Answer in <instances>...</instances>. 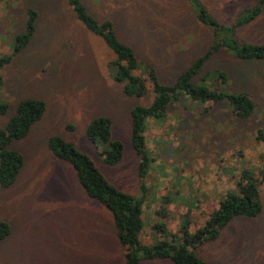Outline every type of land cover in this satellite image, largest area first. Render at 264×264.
Listing matches in <instances>:
<instances>
[{"label":"rangeland","instance_id":"1","mask_svg":"<svg viewBox=\"0 0 264 264\" xmlns=\"http://www.w3.org/2000/svg\"><path fill=\"white\" fill-rule=\"evenodd\" d=\"M257 1L80 0L95 20L111 22L118 39L134 50L140 64L133 75L144 81L146 93L130 97L114 80V53L84 27L68 0H0V58L12 53L27 10L38 13L30 43L0 70V104L8 105L0 128L21 100L46 105L29 135L11 145L24 165L15 184L0 187V223L10 227L0 244V264H125L110 212L86 195L72 166L50 152L52 136L86 154L118 190L142 200L139 240L147 247L182 243L185 227L191 233L202 227L225 194L236 191L243 176L252 177L261 213L235 218L196 254L207 264H264V143L256 139L258 131L264 133V60H240L223 49L193 79L222 92L247 93L255 104L250 118L235 117L226 101L201 105L182 94L162 118L146 122L149 162L142 178L130 143L131 109L154 98L149 69L172 85L214 43L211 29L197 20L196 2L220 25L230 26ZM228 35L239 49L264 45V10ZM98 117L111 120L112 136L123 144L116 166L102 162L104 145L87 139V127Z\"/></svg>","mask_w":264,"mask_h":264},{"label":"trees","instance_id":"2","mask_svg":"<svg viewBox=\"0 0 264 264\" xmlns=\"http://www.w3.org/2000/svg\"><path fill=\"white\" fill-rule=\"evenodd\" d=\"M68 3L84 27L100 37L114 53L116 57L114 64L118 66L114 80L123 84V93L130 97L143 96L146 93L144 81L133 75L140 64L134 50L118 39L111 22L95 20L80 0H68ZM196 5L197 20L211 29L214 43L187 70L182 72L172 85L162 84L154 69H149L147 76L152 85L154 98L150 105L136 106L130 111V143L135 155L140 159L138 168L140 178L145 174L146 165L149 162L146 154V122L151 118H162L167 106L177 101L182 94L189 97L192 102L201 105L226 101L231 114L242 120L250 118L255 109V104L247 93L222 92L195 84L193 79L211 57L223 49H227L240 60H264L263 44L246 43L239 49L234 39L230 43L228 35L230 34V38H232L237 27L256 20L263 13L264 0H258L250 9L241 12L236 22L230 26L220 25L200 3L196 2ZM37 18L36 10L31 8L27 10L24 31L14 38L12 53L0 58V70L30 43L35 33ZM222 33L225 34L223 37ZM221 75L223 82H226V75L224 73ZM1 86L2 78L0 76ZM7 110V104H0V115H4ZM45 111L44 101L35 98L23 99L18 104L16 114L4 127L0 128V187L9 188L15 184L24 165L23 155L19 151L13 150L11 145L27 137L33 125L42 119ZM86 136L93 145L100 143L105 146L103 152L100 153L105 165L116 166L122 161L124 147L119 140L112 136L111 120L106 117L93 119L87 127ZM256 139L264 143V133L258 131ZM48 148L57 159L72 166L86 195L110 212L117 230V239L125 249V264H140L144 260H169L172 264H207L196 254L199 247L215 241L220 232L235 218L257 217L262 210L256 181L248 175L243 176V183L240 182L237 185L236 191H228L225 194L202 227L193 233L189 232L186 227L183 229L182 243L161 241L152 247H147L142 245L139 240L143 230L142 200L114 187L86 154L61 137H50ZM141 188L143 189L142 183ZM9 233V225L4 222L0 223V244Z\"/></svg>","mask_w":264,"mask_h":264}]
</instances>
